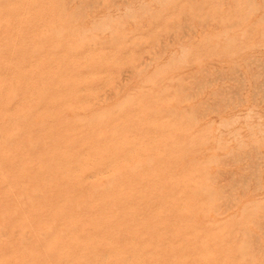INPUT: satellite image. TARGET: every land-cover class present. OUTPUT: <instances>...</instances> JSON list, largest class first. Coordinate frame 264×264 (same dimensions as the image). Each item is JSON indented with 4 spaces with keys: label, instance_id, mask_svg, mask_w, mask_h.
<instances>
[{
    "label": "rangeland",
    "instance_id": "obj_1",
    "mask_svg": "<svg viewBox=\"0 0 264 264\" xmlns=\"http://www.w3.org/2000/svg\"><path fill=\"white\" fill-rule=\"evenodd\" d=\"M0 264H264V0H0Z\"/></svg>",
    "mask_w": 264,
    "mask_h": 264
},
{
    "label": "bare ground",
    "instance_id": "obj_2",
    "mask_svg": "<svg viewBox=\"0 0 264 264\" xmlns=\"http://www.w3.org/2000/svg\"><path fill=\"white\" fill-rule=\"evenodd\" d=\"M41 1V0H40ZM43 1V0H42ZM98 1V0H97ZM112 1V0H111ZM192 1V0H191ZM197 1V0H196ZM240 1V0H239ZM73 2V1H72ZM105 2V1H104ZM107 2V1H106ZM148 2V1H147ZM113 3V2H112ZM134 3V2H133ZM195 3V2H194ZM252 3V2H251ZM95 4V3H94ZM93 4V5H94ZM104 4V3H103ZM166 4V3H165ZM68 5V4H67ZM91 5V4H90ZM149 5V4H148ZM109 6H111V5H109ZM122 6V5H121ZM120 6V7H121ZM135 6V5H134ZM138 6V5H137ZM157 6V5H156ZM155 6V7H156ZM159 6V5H158ZM68 7V6H67ZM103 7V6H102ZM166 7V6H165ZM154 8V7H153ZM89 9V8H88ZM101 9V8H100ZM136 9V8H135ZM137 9H138V7H137ZM162 9V8H161ZM102 10V9H101ZM123 10V9H122ZM130 10H132L131 8H130ZM144 10V9H143ZM90 11V10H89ZM94 11V10H93ZM97 11H98V9H97ZM116 11V10H115ZM118 11V10H117ZM101 12V11H100ZM104 12V11H103ZM107 12V11H106ZM140 12V11H139ZM163 13V12H162ZM85 14V13H84ZM95 14H96V12H95ZM144 14V13H143ZM147 14V13H146ZM184 14V13H183ZM142 15V14H141ZM181 15V14H180ZM104 16H106V14L104 15ZM124 16V15H123ZM145 16V15H144ZM206 16H208V15H206ZM205 16V17H206ZM96 18V17H95ZM136 18V17H135ZM142 18V17H141ZM140 18V19H141ZM140 19H139V21H140ZM159 19V18H158ZM185 19V18H184ZM200 19V18H199ZM109 20V19H108ZM117 20V19H116ZM145 20V19H144ZM147 20V19H146ZM154 20V19H153ZM124 21H125V18H124ZM78 22V21H77ZM101 23V22H100ZM134 23V22H133ZM224 23V22H223ZM233 23V22H232ZM92 24V23H91ZM130 24V23H129ZM138 24V23H137ZM142 24H144V23H142ZM151 24V23H150ZM146 25V24H145ZM121 26V25H120ZM127 26V25H126ZM104 27H105V25H104ZM116 27V26H115ZM141 27V26H140ZM119 28V27H118ZM96 29V28H95ZM113 29V28H112ZM181 29V28H180ZM86 30H88V29H86ZM138 30H139V28H138ZM119 31V30H118ZM127 31V30H126ZM130 31V30H129ZM133 31V30H132ZM135 31V30H134ZM142 31V30H141ZM100 32V31H99ZM160 32V31H159ZM181 32V31H180ZM72 33V32H71ZM115 33V32H114ZM106 35V34H105ZM175 35V34H174ZM179 35V34H178ZM91 37V36H90ZM112 37V36H111ZM182 40H183V38H182ZM181 40V41H182ZM110 41V40H109ZM162 41V40H161ZM160 41V42H161ZM63 42V41H62ZM81 42V41H80ZM253 42V41H252ZM105 43V42H104ZM135 43H136V41H135ZM142 43V42H141ZM78 44V43H77ZM107 44V43H106ZM137 44V43H136ZM177 44V43H176ZM252 44V43H251ZM38 45V44H37ZM41 45V44H40ZM188 45V44H187ZM174 46V45H173ZM43 47H45V46H43ZM42 47V48H43ZM136 47V46H135ZM162 49V48H161ZM186 49V48H185ZM210 50V49H209ZM159 51V50H158ZM6 53V52H5ZM16 56V55H15ZM147 57H148V55H146ZM14 57V56H13ZM152 57V56H151ZM149 58V57H148ZM155 58V57H154ZM199 60V59H198ZM135 63V62H134ZM125 67V66H124ZM240 67V66H239ZM128 69V68H127ZM141 70V69H140ZM170 71V70H169ZM126 74V73H125ZM123 75V74H122ZM185 75V74H184ZM254 75V74H253ZM120 76V75H119ZM127 76V75H126ZM139 77V76H138ZM126 78V77H125ZM190 78V77H189ZM121 79V78H120ZM195 79V78H194ZM215 80V79H214ZM155 81V80H154ZM86 83H88V82H86ZM85 83V84H86ZM254 84V83H253ZM87 86V85H86ZM154 86V85H153ZM195 86V85H194ZM219 86V85H218ZM217 86V87H218ZM166 87V86H165ZM159 88V87H158ZM196 88V87H195ZM216 88V87H215ZM109 89V88H108ZM164 91V90H163ZM102 92V91H101ZM158 92H159V90H158ZM183 92V91H182ZM188 92V91H187ZM201 92V91H200ZM108 93V92H107ZM109 95V94H108ZM211 95V94H210ZM237 95V94H236ZM192 96V95H191ZM109 97V96H108ZM112 97V96H111ZM110 98V97H109ZM210 98V97H209ZM207 99V98H206ZM237 99V98H236ZM210 100V99H209ZM213 102H215V101H213ZM174 103V102H173ZM99 104V103H98ZM176 104V103H175ZM184 104V103H183ZM198 104V103H197ZM208 104V103H207ZM34 105V104H33ZM201 105H203V104H201ZM206 106V105H205ZM160 107V106H159ZM95 109V108H94ZM167 109V108H166ZM186 109V108H185ZM69 110V109H68ZM82 110V109H81ZM108 110V109H107ZM72 111V110H71ZM73 111H75V110H73ZM90 111H92V110H90ZM80 113V112H79ZM95 113V112H94ZM74 114V113H73ZM105 114V113H104ZM123 114V113H122ZM20 115V114H19ZM96 115V114H95ZM96 116H99V115H96ZM85 118V117H84ZM105 119V118H104ZM37 120V119H36ZM107 120V119H106ZM40 121V120H39ZM195 126V125H194ZM178 133V132H177ZM179 134V133H178ZM176 137V136H175ZM244 145V144H243ZM245 147V146H244ZM254 150V149H253ZM137 167V166H136ZM178 167V166H177ZM185 167V166H184ZM219 168H221V167H219ZM181 169V168H180ZM188 174V173H187ZM113 175V174H112ZM232 175V174H231ZM109 176H111V175H109ZM108 176V177H109ZM110 178V177H109ZM106 179H107V177H106ZM111 179V178H110ZM249 179V178H248ZM104 181H106V180H104ZM107 182V181H106ZM147 184V183H146ZM244 184V183H243ZM103 186H104V182H103ZM95 187V186H94ZM97 187V186H96ZM98 189V188H97ZM238 191V190H237ZM32 194V193H31ZM240 202V201H239ZM80 207H81V205H80ZM210 216V215H209ZM216 218V217H215ZM211 220H212V218H211ZM64 229V228H63ZM256 229V228H255ZM65 230V229H64ZM258 231V230H257ZM23 232V231H22ZM49 233V232H48ZM260 234V233H259ZM256 238V237H255ZM248 255V254H247Z\"/></svg>",
    "mask_w": 264,
    "mask_h": 264
}]
</instances>
